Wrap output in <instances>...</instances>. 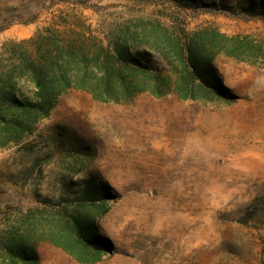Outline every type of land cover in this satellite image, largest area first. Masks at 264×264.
<instances>
[{"label":"rangeland","instance_id":"374dc122","mask_svg":"<svg viewBox=\"0 0 264 264\" xmlns=\"http://www.w3.org/2000/svg\"><path fill=\"white\" fill-rule=\"evenodd\" d=\"M198 3L0 0V60L6 44L73 38L72 29L101 41L143 33L153 41L158 24L264 42V20L238 13L234 0ZM152 62L163 65L156 55ZM214 66L230 104L60 96L31 135L0 149V232L27 209L70 204L79 181L94 177L110 188L96 224L111 244L94 264H264V63L220 55ZM37 255L39 264H80L46 243Z\"/></svg>","mask_w":264,"mask_h":264},{"label":"trees","instance_id":"16d2710c","mask_svg":"<svg viewBox=\"0 0 264 264\" xmlns=\"http://www.w3.org/2000/svg\"><path fill=\"white\" fill-rule=\"evenodd\" d=\"M172 1L187 8L199 4ZM234 4L238 13L264 20V0H234ZM152 29L157 31L153 41L137 32L138 41H101L90 32L72 29L73 38L37 35L6 44L7 57L0 60V149L19 145L49 116L56 100L70 91L83 92L99 103L128 104L147 94L202 105L230 104L235 97L217 75L216 57L264 63V42L248 35L228 36L214 28L169 33L158 24ZM154 55L162 66L152 62ZM79 183L70 204L46 214L43 209H27L0 232V264H39L41 243L80 264L100 261L111 244L98 233L96 219L106 212L104 200L110 188L94 177ZM42 219L48 223L40 228Z\"/></svg>","mask_w":264,"mask_h":264}]
</instances>
